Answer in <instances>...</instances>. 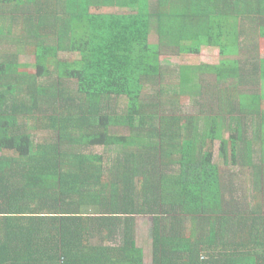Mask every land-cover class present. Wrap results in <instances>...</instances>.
Wrapping results in <instances>:
<instances>
[{"label":"trees","instance_id":"trees-1","mask_svg":"<svg viewBox=\"0 0 264 264\" xmlns=\"http://www.w3.org/2000/svg\"><path fill=\"white\" fill-rule=\"evenodd\" d=\"M216 1L0 0V264H144L137 216L153 219L152 264H264V122L247 119L264 69L242 54L264 11L244 6L241 27ZM14 45L35 48V73ZM207 48L209 103L179 62ZM170 65L179 90L158 91ZM147 91L203 95L170 114Z\"/></svg>","mask_w":264,"mask_h":264},{"label":"rangeland","instance_id":"rangeland-1","mask_svg":"<svg viewBox=\"0 0 264 264\" xmlns=\"http://www.w3.org/2000/svg\"><path fill=\"white\" fill-rule=\"evenodd\" d=\"M257 1V0H254ZM1 12V10H0ZM242 13V10L239 9L238 10V14L239 15ZM238 19V18H236ZM253 26H256V24H254ZM153 37L152 39H150V41H152L153 43H157V36L155 34V32L153 31ZM8 46V45H7ZM15 50L13 53L16 54L18 56L17 58V62L20 63V72L23 74H27V73H35L36 72V65H35V48H32L31 51L27 52L24 48L21 49L20 46L14 45V48L12 47V50ZM211 51V52H210ZM218 50H207L205 49L204 52L201 53L200 56L198 57H194V56H182L181 58H179V62H180V66L181 69H185V71L189 72L190 75L194 76L195 79H198V85H200L203 90L202 93L206 94V98L205 100H207L209 98V96L213 97V95L216 93L217 91H214V88H216L217 83L216 80L214 78L213 75H210V73H206L204 70L202 69V66L204 64L207 65H216L219 63L221 56L220 54H216ZM45 54L48 55V53H43V52H38L37 55L38 56H44ZM54 54H49V56H53ZM60 56H67L66 54H60ZM167 56H175V54H168L165 56V58ZM178 58V57H175ZM1 60V57H0ZM178 69H180V67H177L175 65H170V66H165L163 67L162 70V82L160 85V88L157 87V90L159 91V89H163L165 91L168 90V88L172 87L174 90L177 89L178 92V77L176 76V73L178 72ZM52 79H47V80H42L41 83L43 86H50V84L52 83ZM262 87L264 85V83L260 84ZM259 85V86H260ZM258 92V91H257ZM158 93V92H157ZM156 92L154 91H147L146 93V101L148 102H153L156 104H161L162 107L165 108L164 112H168L171 114V109L172 111L177 110L179 111L178 114H185V115H192L195 112H197V109H195L194 107L190 106L189 103L191 101V103H197L199 101V99L202 97L199 96L197 98L194 99H190L189 98H185L182 99L183 102L178 103V105L175 106L173 99L171 100L170 97L167 96V98H162L164 95H157ZM254 93V92H253ZM258 95H263L264 96V89L263 91H259ZM171 96V95H170ZM240 96V95H238ZM259 99V98H258ZM256 99V100H258ZM211 101V100H210ZM207 103H209V100H207ZM263 108H261L260 113H256L255 115H252L255 117H258V114H263L264 115V104L262 106ZM238 119H235L232 123L231 126H235L237 124ZM225 123V122H224ZM225 127L224 124L221 123L220 125V130L223 134L224 138L228 137V132L223 128V126ZM258 126V122H254V126L253 129L256 128ZM253 129H249L250 132H254ZM264 133V132H263ZM48 136L47 132H43V133H37V136H35V141H38L39 139L42 138H46ZM219 141H215L212 145H210L211 150L214 153V159L215 161L218 160L219 158ZM118 149H116V151L120 152L119 147H117ZM115 149V148H112ZM230 160V158H229ZM228 160V162H229ZM240 185V182L239 184ZM241 189L236 188L235 190H233V198L237 197V196H241ZM189 228V226H188ZM135 236H136V241H137V248L140 250L144 251V264H152L151 259H152V243H153V219L151 216H137L136 217V224H135ZM188 232V230H187ZM190 234L186 233L185 237H188Z\"/></svg>","mask_w":264,"mask_h":264},{"label":"crops","instance_id":"crops-1","mask_svg":"<svg viewBox=\"0 0 264 264\" xmlns=\"http://www.w3.org/2000/svg\"><path fill=\"white\" fill-rule=\"evenodd\" d=\"M216 4H217V6L214 9L216 14L219 12H227V11L228 12H238L239 9H241L242 11H245L244 6H247V9L261 10L262 12L264 11L263 10L264 0H257V1H254V0H217ZM236 18L241 20L240 21L241 24L243 23L242 20H245L244 23L241 25V27H242L245 24H249V18H253V17H248L246 15L245 17L240 18L239 15H237V16H234V18H232V19H236ZM262 20L264 22V15L262 17ZM257 24H258V22L256 23V26H257ZM256 26H253V27L255 28ZM246 37H248V38L245 41V49L243 50L242 54H245L243 56L245 58V61H247L248 67H250V69H251L252 66H251L250 61H252L254 59H258L259 60L258 64L262 63L263 69H264V27H260V28L256 29L254 31V33L251 35L249 34L247 36V34H246ZM207 50H212V49L207 48ZM215 50H218V49H215ZM216 54H220L219 50L217 51ZM262 83H264V80L259 81V85ZM236 85L237 84L235 82H232L230 87L235 88L237 90L238 86H236ZM263 89H264V85H263V87L261 85L258 87V91H260V90L263 91ZM238 91H239V88H238ZM244 91H249V90L245 88ZM253 97H255V99H258L259 97L262 98L264 96L260 95L257 97L256 95H254ZM261 101L263 102L262 103V106H263L264 100H261ZM262 106H261V108H263ZM245 113H243V115L240 117V119H243ZM239 115L240 114H237L234 118L237 119L239 117ZM247 119H250L251 122H256V121L258 123L264 122V115L260 114V115H258V117H255L254 119H252L251 117H247Z\"/></svg>","mask_w":264,"mask_h":264},{"label":"clouds","instance_id":"clouds-1","mask_svg":"<svg viewBox=\"0 0 264 264\" xmlns=\"http://www.w3.org/2000/svg\"><path fill=\"white\" fill-rule=\"evenodd\" d=\"M215 12V11H214ZM215 14H216V12H215ZM217 65V64H216ZM143 251V250H142ZM144 252V251H143ZM151 255H152V252H151ZM144 259H145V257H144ZM151 262H152V259H151Z\"/></svg>","mask_w":264,"mask_h":264}]
</instances>
